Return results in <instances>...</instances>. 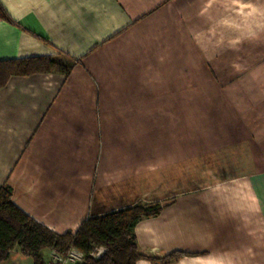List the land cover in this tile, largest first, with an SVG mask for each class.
<instances>
[{
	"label": "crops",
	"instance_id": "crops-1",
	"mask_svg": "<svg viewBox=\"0 0 264 264\" xmlns=\"http://www.w3.org/2000/svg\"><path fill=\"white\" fill-rule=\"evenodd\" d=\"M0 4V61L74 62L0 87V186L19 209L62 234L159 203L133 230L145 253L264 264V0Z\"/></svg>",
	"mask_w": 264,
	"mask_h": 264
},
{
	"label": "trees",
	"instance_id": "trees-1",
	"mask_svg": "<svg viewBox=\"0 0 264 264\" xmlns=\"http://www.w3.org/2000/svg\"><path fill=\"white\" fill-rule=\"evenodd\" d=\"M0 18L12 22L0 4ZM73 61H60L53 56H30L0 61V87L12 75H27L35 72L57 70L68 75ZM162 209L159 203H138L134 206L86 218L74 232L57 233L24 213L12 201V188L0 186V264L6 261L14 249L23 257L32 259L33 264H45L42 251L56 249L64 251L77 247L86 253L79 264H136L140 258L155 264H169L182 252L155 256L149 255L137 244L134 227L143 219L156 216ZM93 245L106 247L100 258L88 255Z\"/></svg>",
	"mask_w": 264,
	"mask_h": 264
},
{
	"label": "built area",
	"instance_id": "built-area-1",
	"mask_svg": "<svg viewBox=\"0 0 264 264\" xmlns=\"http://www.w3.org/2000/svg\"><path fill=\"white\" fill-rule=\"evenodd\" d=\"M106 252V247L103 245H93L88 255L93 258H100ZM86 253L77 247H70L67 250L59 251L50 249L45 264H79L83 262Z\"/></svg>",
	"mask_w": 264,
	"mask_h": 264
},
{
	"label": "rangeland",
	"instance_id": "rangeland-1",
	"mask_svg": "<svg viewBox=\"0 0 264 264\" xmlns=\"http://www.w3.org/2000/svg\"><path fill=\"white\" fill-rule=\"evenodd\" d=\"M236 160L238 161L237 164H240V163L243 162L244 159H243L242 157H238V158H236ZM257 160H258V159H257ZM252 161H254V160L252 159ZM10 256H12V258H15L16 256L23 257V256H21V255L19 254V250H18V249H14V250L11 252V255H10ZM47 257H48V256L44 257V259L46 260ZM22 264H25V263H22Z\"/></svg>",
	"mask_w": 264,
	"mask_h": 264
}]
</instances>
